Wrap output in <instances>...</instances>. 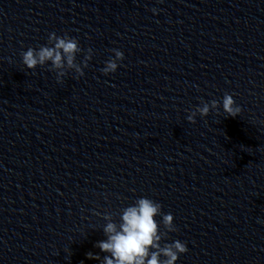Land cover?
I'll use <instances>...</instances> for the list:
<instances>
[{"label":"clouds","instance_id":"clouds-1","mask_svg":"<svg viewBox=\"0 0 264 264\" xmlns=\"http://www.w3.org/2000/svg\"><path fill=\"white\" fill-rule=\"evenodd\" d=\"M80 51L81 48L75 38H70L67 34L62 37L57 36L53 32L49 34L48 45H42L38 49L28 48L21 53V56L23 64L28 69H35L37 66L51 62L50 70L57 73V82L62 83V78L67 74L66 68L74 69L78 76L84 75L81 64L76 62V55ZM112 51L115 53V58L105 62V67L102 69L105 75L114 73L118 67L117 62L124 58L121 51L116 49ZM91 54L92 50L89 49L83 67H87V60L91 59ZM218 107L216 100L202 101L201 106L187 116V120L195 123L197 113L205 117L210 109H218ZM222 107L230 117H236L241 112L233 96L228 93L223 96ZM161 208L160 203L141 197L133 205L123 208L119 225L112 221L111 215H105L104 219L108 223L103 230L107 239L95 245L101 252L108 254L103 257L102 264H175L179 255L186 253L188 249L186 244L179 240L161 246L160 242L167 232L177 230L172 214H163ZM158 215H162V223L166 229L163 233L160 232V225L155 219ZM87 255L89 259L100 260L99 255L91 252Z\"/></svg>","mask_w":264,"mask_h":264}]
</instances>
